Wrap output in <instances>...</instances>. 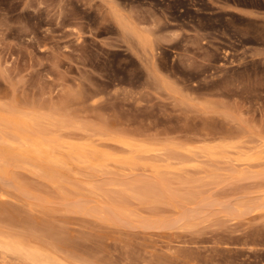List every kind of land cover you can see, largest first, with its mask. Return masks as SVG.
I'll return each instance as SVG.
<instances>
[{"label": "rangeland", "instance_id": "374dc122", "mask_svg": "<svg viewBox=\"0 0 264 264\" xmlns=\"http://www.w3.org/2000/svg\"><path fill=\"white\" fill-rule=\"evenodd\" d=\"M0 90L70 147L167 148L135 167L63 152L67 167L40 162L33 181L0 176V225L51 264H264V163L243 160L264 156V0H0ZM230 141L216 158L197 147ZM31 260L0 251L48 264Z\"/></svg>", "mask_w": 264, "mask_h": 264}, {"label": "bare ground", "instance_id": "6f19581e", "mask_svg": "<svg viewBox=\"0 0 264 264\" xmlns=\"http://www.w3.org/2000/svg\"><path fill=\"white\" fill-rule=\"evenodd\" d=\"M9 97L10 96H8V94L5 93V91H1L0 90V176H1V178L3 176L8 175L9 173H14L15 175L17 174V176L19 175L20 177H22V176L23 177L24 176H28V178H30V180L33 181L37 177V175H38L37 173H38V167L40 168V165H39L40 162L47 163V164H52L54 166L56 165V166H65V167H67V165H68V159L65 156H63V154H64L63 152H65V153L68 154L70 160H73L74 159L77 163L83 164V166L86 165L88 167H91L92 169H94V168L103 169V168H105L107 166H110L108 164H109V162L111 163V161H113V163H120V164L125 165V166L128 165V167L129 166H134L137 163V158H136V155L135 154H139V153H144L145 154V153H149V152H154V154L155 153L156 154H159V152H160V154H162V156L165 155V159H166V156H167L166 154L167 153H166L165 150L167 148H163V147L162 148H148V147H146L147 145L137 146V145H141V144L140 143L139 144L137 143L135 145L134 142H131L130 143V142H126V141H123V140H118L117 143L118 144L120 143L121 145L127 147L131 152H130V155L129 156L122 157V158L121 157H113V156H111V154H109L105 150L103 151V149L101 151V150L97 149L96 147H92V144H89L90 146H88V144H85V145L84 144H80V145H75V146L70 147V145H68V143L60 140L59 139L60 138L59 136H58L59 138L57 137V135H59V134H57L58 131L56 133L57 135L52 134V132L54 131L52 128H54L56 126L55 121H53L55 119L51 120L54 117H50L51 119L47 118V121H48V119L51 120V121H48V122L46 121L45 122L44 118H41L42 115L40 117L39 116L40 114L37 113V111H36L37 108H35L37 106H34V103H31V102H28V101H21V100H19L17 98V96L14 93L11 96L12 97L11 100L9 102H7L8 99L7 100H5V99L6 98H9ZM39 113H41V112H39ZM49 128L52 129V132L49 131ZM61 128H62V126H61ZM45 130H48V132H50L51 135H46L47 133H45ZM61 139H63V138H61ZM114 141H115V139H114ZM239 143H242V142H239ZM239 143L237 142V144H239ZM120 144H119V146H120ZM231 144H232V142L230 141L229 144L228 143H221V144L219 143V144H216V145L206 146V142H205V144L203 143V146L205 145V147H203V146H197V147H200V150L203 153V155L206 154L210 158H216L222 152L221 150H226L227 151L230 148H234ZM93 146H94V143H93ZM101 146H103V145L101 144ZM201 147H203V148H201ZM238 147L239 146H236V148H238ZM190 148H192V147H190ZM181 149L183 151L185 148L184 149L181 148ZM195 149H197V148H195ZM162 151H165V153L163 154ZM242 151H243V149H242ZM191 152H193V150ZM194 152H193V154H194ZM89 153L92 154L93 157L89 156ZM203 155L201 157L202 159H203ZM237 155H239V154H237ZM161 157H160V159L159 158L157 159V163H159V164H160V162L158 160L162 161L161 160ZM226 157H227V155H226ZM226 157H225V159H226ZM152 158L154 159V157H152ZM191 158H194V157H191ZM243 158H244V156H243ZM162 159H164V158H162ZM167 160H168V158H167ZM243 160L246 161V163L248 162L250 165L251 164L254 165L253 163H255L257 165L258 164L261 165V164L264 163V156L247 157V158H245ZM174 161L178 162L177 160H174ZM197 161H199V160H196V163H198ZM171 162H172V160H171ZM192 163L194 165L195 161L194 162L192 161L190 165H192ZM162 164H164V163H162ZM187 164H189V163H187ZM168 165H169V163H168ZM184 165H186V164H184ZM44 166H46V165H44ZM165 166H167V165H165ZM142 167L143 166H141V168ZM148 167H149V164H148ZM175 167H177V165ZM248 167H250V166H248ZM164 168H166V167H164ZM170 168L171 167L167 166V169H170ZM161 169L162 168L160 166H157V165H154V164L152 166L153 174L155 173L154 175H156V173L158 175V173L161 171ZM181 169H182V166H181ZM248 169H246V170H248ZM57 170H58V168H57ZM61 170H62V168H61ZM61 170H60V172H61ZM42 171H44V170H42ZM177 171H178V168H177L176 172ZM179 171H181V170H179ZM187 171H189V170H187ZM170 172L172 174L173 171L171 170V171H169V173ZM182 172L186 173L185 171H182ZM189 172L193 175V173L191 171H189ZM14 174H12V175H14ZM54 174H56V173H54ZM188 174L189 173H187V175H186L187 177H188ZM57 175H56V177H57ZM159 175H158V177H159ZM192 175H190V177ZM168 176H169V174L168 175H166V174L164 175L165 180H166V178H168ZM161 177H160V179H161ZM177 177H179V176L177 175ZM180 177H183V176H180ZM12 178H14V177H12ZM6 179H7V177H6ZM6 179H4V180H6ZM178 182H180V181L178 180ZM155 185H156L155 188H157V185H159V183H157V180L155 182ZM171 185H173V184H171ZM168 186L169 185H167V187ZM20 188L22 189L21 186H20ZM20 188H18V189H20ZM168 189L170 190V187ZM145 190L147 191V187L144 189V191ZM32 191H34V189ZM32 191H28L27 192V197L30 200H33L35 198ZM97 191H99V190H97ZM149 191L152 192V190H149ZM159 192L160 191H158V193ZM145 194H148V193L144 192V196H145ZM133 195H135V194H133ZM164 195H166V194H164ZM135 196H134V198H135ZM152 196H154V195H152ZM167 196H166V198H167ZM162 197H164V196H162ZM147 198L151 199V196L150 197H147ZM143 199H145V198H143ZM169 200H170V198H169ZM91 205H92V203H91ZM119 212H122V211L119 210ZM124 212H125V210H124ZM103 213H105V212H103ZM2 215H3V213H2ZM128 216H131V215L129 214ZM10 217H12V216H10ZM0 218H2V217H0ZM16 219L14 218V220H16ZM5 220L7 221L8 219H5ZM3 221H4V218H3ZM5 223H8V222H5ZM3 224H4V222H3ZM177 224H182V226H184L185 220L178 219ZM185 227H187V224H186V226H184V228ZM17 229L15 230V228H14V226H13L12 223L11 224L9 223V224H6V225L5 224L4 225H0V251L18 253V255L21 254L23 256V258L24 257H27V258L32 259L31 261H33L34 259H36V261L38 260L37 262H40L41 261L43 263L51 264L52 262L49 261L50 260V258H49L50 256L48 257L46 254H45L46 255L45 256L44 254H42L40 251H38L34 247V243H35L36 239L34 241V237L33 236H30V237L29 236H26V235L23 236L22 233H20L19 230H17ZM55 260H53V261H55ZM56 263L57 262H55L54 264H56Z\"/></svg>", "mask_w": 264, "mask_h": 264}]
</instances>
